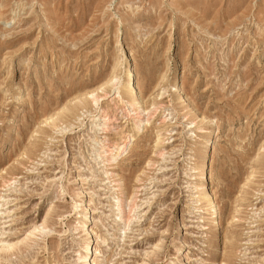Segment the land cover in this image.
Returning <instances> with one entry per match:
<instances>
[{
	"label": "rangeland",
	"instance_id": "obj_1",
	"mask_svg": "<svg viewBox=\"0 0 264 264\" xmlns=\"http://www.w3.org/2000/svg\"><path fill=\"white\" fill-rule=\"evenodd\" d=\"M0 194V264H264V0H0Z\"/></svg>",
	"mask_w": 264,
	"mask_h": 264
},
{
	"label": "bare ground",
	"instance_id": "obj_2",
	"mask_svg": "<svg viewBox=\"0 0 264 264\" xmlns=\"http://www.w3.org/2000/svg\"><path fill=\"white\" fill-rule=\"evenodd\" d=\"M129 52V51H128ZM131 54V53H130ZM126 56V54L123 52V54L121 55V57L119 58V60H118V62L117 63H120L121 61H122V59H123V57H125ZM123 62H124V60H123ZM117 63L115 64V66H114V68H113V73H112V75L110 76V78H109V80L106 82V84H110L111 86V88H114L117 84H118V81H119V74L120 73H122L123 72V74L124 75H126V79H127V83H126V86H125V97L124 96H122L121 98H120V102H121V105H123V104H126V105H130L132 108L130 109V114L132 113L133 115H135L136 116V120H135V125H134V128H133V130H132V132H130V133H128L127 134V136H126V141L124 142V143H122V144H120V145H115L112 149H109V151L111 152V156L109 157V162H111L112 164H115L116 163V161L120 158V157H123L131 148H132V143L135 141V137H136V135L140 132V131H142L143 129H142V126H143V124H145V123H147L148 124V122L150 121V118H151V116L153 115V114H155L157 111H158V109L160 108V105L158 104V103H156V102H152V103H150L149 104V106H145V107H143L142 108V106H141V108H142V110H139V108H137L136 107V105H137V103H139L138 102V96H137V94H136V92H137V89H139V88H141V85H140V83H139V81L137 80L136 81V83L135 82H133L132 81V71H131V69L129 68V67H127V66H125V65H127V64H125L124 65V67H123V65H121L123 68L121 69V71H120V73H118L117 72V70H116V67L118 66L117 65ZM122 74V75H123ZM121 75V76H122ZM135 76V75H134ZM133 76V77H134ZM134 78H136V77H134ZM134 80V79H133ZM116 88V87H115ZM87 96H91V99H92V102L94 103V105H98L99 104V101H100V99H101V96L102 95H99V94H97L95 91H90L89 93H87L86 94ZM139 95H140V93H139ZM141 97V96H140ZM141 100V99H140ZM143 101V100H142ZM149 103V102H148ZM100 111H101V114H102V116H100V118H102V117H104L103 115L105 114V112H106V110L104 109V108H102V110H101V108H100ZM145 114V115H144ZM144 115V116H143ZM156 115V114H155ZM131 116V115H130ZM54 117V116H53ZM53 117H50V118H48V119H52ZM129 117V116H128ZM164 119H166L167 118V116H162ZM47 119V120H48ZM144 127V126H143ZM142 129V130H141ZM158 132H161V130L159 129L158 130ZM207 138H209V136H206L205 137V139H207ZM162 139L161 138H158V140H157V142H156V144L157 145H161L162 144ZM208 142V141H207ZM156 144H155V146H156ZM149 165V164H148ZM204 170H205V167L201 170V171H199L200 172V175H204ZM3 183L5 184L4 185V187H9V185L11 184V182H9L8 180H4L3 181ZM205 183V182H204ZM201 184L199 187H200V190H204V186H205V184ZM120 189V188H119ZM134 195L136 194L137 195V191H135L134 193H133ZM135 195V196H136ZM201 196V195H200ZM129 198V197H128ZM133 197H131V199H132ZM200 198H202V197H200ZM203 198L204 199H206L207 200V205L209 206V207H212V208H214L216 205H215V201L213 200V199H208L209 197H208V193L205 191V194H203ZM2 199V195L0 194V208L2 207V206H4V205H2L1 204V200ZM128 201V200H127ZM129 201H131V200H129ZM128 201V202H129ZM132 201H134L133 199H132ZM128 204H130V203H128ZM127 204V205H128ZM128 206H130V208L128 207V211H129V213H131V211H133L134 210V208L133 207H135L136 206V204L135 203H133V204H131V205H128ZM215 212H212L211 214H214ZM128 214V213H127ZM127 214H126V216H127ZM132 215V214H131ZM218 215V214H217ZM218 217V216H217ZM129 220H130V215H128L127 216V219L125 220V222L126 223H128L129 222ZM211 223L212 224H214L215 222H216V217H212L211 218ZM41 226H43V225H41ZM40 225H39V227H41ZM43 228H45L44 226H43ZM38 229V226H36L35 227V229L34 230H37ZM44 230V229H43ZM91 232V231H90ZM33 232L31 231V232H29L28 234L30 235V234H32ZM31 236V235H30ZM90 236H89V238H88V241L86 242V245H85V250H88V251H92L93 250V246L92 245H90ZM5 245V244H4ZM6 246H7V244H6ZM11 246V245H10ZM9 246V247H10ZM11 248V247H10ZM85 254V253H84ZM92 258V257H91ZM91 258L90 259H88L86 256H83V259H84V261L85 262H87V264H91Z\"/></svg>",
	"mask_w": 264,
	"mask_h": 264
}]
</instances>
